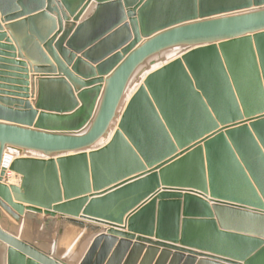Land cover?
Listing matches in <instances>:
<instances>
[{"label":"water","instance_id":"95a60500","mask_svg":"<svg viewBox=\"0 0 264 264\" xmlns=\"http://www.w3.org/2000/svg\"><path fill=\"white\" fill-rule=\"evenodd\" d=\"M0 50V264H264V0H0Z\"/></svg>","mask_w":264,"mask_h":264},{"label":"crops","instance_id":"0c3cea01","mask_svg":"<svg viewBox=\"0 0 264 264\" xmlns=\"http://www.w3.org/2000/svg\"><path fill=\"white\" fill-rule=\"evenodd\" d=\"M94 3V1H92L91 3H90V5H89V7H88V9L92 6V4ZM2 26L4 27L5 26V24H2ZM1 43H4V42H1ZM1 51V50H0ZM181 53H183V52H180L179 51V54L175 57V58H177V57H179V55L181 54ZM175 58H173V59H175ZM173 59H171V60H173ZM171 60H168V61H171ZM167 61V62H168ZM4 66V64H1L0 63V66ZM158 67H156L155 69H157ZM155 69H151V71H154ZM0 71H4V70H0ZM5 72V71H4ZM34 74L33 73H31V71H29V90H33L34 89ZM138 87V84H134L131 88H130V90L132 91H130V93L128 92V94H127V98H126V100H125V105H126V103L128 102V100L130 99V97L132 96V94L135 92V89ZM133 89V90H132ZM129 91V90H128ZM130 96V97H129ZM124 105V106H125ZM113 133V132H112ZM102 145V144H101ZM10 173V172H9ZM12 175H14L13 173H11ZM9 177V176H8ZM7 181V182H6ZM5 182L6 183H10V184H17V183H19V180H18V177L16 176V175H14V177H13V181L12 180H10V178H8V179H6V177H5ZM106 227V226H105ZM36 228V227H35ZM0 229L1 230H5V231H9L10 233H12L17 239H25L26 238V235L24 234V228L23 227H19V226H17L16 225V223H10L9 222V220H8V216H7V214L6 213H4L1 209H0ZM41 233V232H40ZM76 245H75V243L70 247L71 248V251L69 252V253H65V256H73V258H72V263H76L77 262V260H78V258H79V254H81L80 253V250L81 251H83V247L84 246H82L81 248H79L78 250H76V251H74L77 247H75ZM74 247H75V249H74ZM59 248V247H58ZM60 249V248H59ZM59 249H57L58 251H60ZM74 249V250H73ZM62 251V250H61ZM51 253L52 254H54L55 253V251H54V247L52 248V250H51ZM78 256V257H77Z\"/></svg>","mask_w":264,"mask_h":264},{"label":"bare ground","instance_id":"6f19581e","mask_svg":"<svg viewBox=\"0 0 264 264\" xmlns=\"http://www.w3.org/2000/svg\"><path fill=\"white\" fill-rule=\"evenodd\" d=\"M180 50H172V51H169V52H167L166 53V55H171V54H175V53H177V52H179ZM180 52H182V50L180 51ZM183 53H181L180 55H179V57L182 55ZM164 56H165V54H164ZM178 58V57H177ZM174 60V59H173ZM172 61V60H171ZM167 61H165V57H163V62L162 63H160V62H157V63H155V65L154 66H151L150 68H149V70H147L145 73H144V75L140 78V80H136V81H134L133 82V84H132V86L134 85V84H138V87L142 84V81L144 80V78L146 77V75L147 74H149L150 72H152L151 71V69H154V68H156L157 66H158V68L161 66V65H163L164 63H166ZM169 62V61H168ZM158 64H160V65H158ZM157 68V69H158ZM156 70V69H155ZM131 86V87H132ZM137 87V88H138ZM136 88V89H137ZM135 89V90H136ZM133 90V89H132ZM130 89H129V91H127V94H128V92L130 93ZM132 92V91H131ZM127 94H126V98H127ZM130 97V96H129ZM106 141L105 140H101V141H99L98 142V144H97V146L99 147V146H102L104 143H105ZM102 144V145H101ZM9 176V177H8ZM13 177H14V175H12L11 173H7V179L8 178H10V180H12L13 181ZM41 224H42V222H40ZM40 224V226H36V233L37 234H41L40 232H42V230H44L45 228H44V226L43 225H41ZM73 244H70L69 245V247L67 248V249H64V251H65V253H69L70 251H71V246H72ZM59 246H58V244L56 245V246H54V251H57V249H59L58 248ZM71 247V248H70Z\"/></svg>","mask_w":264,"mask_h":264},{"label":"rangeland","instance_id":"374dc122","mask_svg":"<svg viewBox=\"0 0 264 264\" xmlns=\"http://www.w3.org/2000/svg\"><path fill=\"white\" fill-rule=\"evenodd\" d=\"M179 54V52H177V53H175V54H171V55H166V53H165V61H168V60H171V59H173V58H175L177 55ZM158 65H160V64H158ZM158 67V66H157ZM155 69V68H154ZM70 243H71V240L70 239H68V238H65L62 242H60L59 244H58V246H59V248L60 249H67L69 246L68 245H70ZM75 247H77L76 249H75ZM74 247V251H76V250H78L79 248H81V246H79V245H77L76 244V246Z\"/></svg>","mask_w":264,"mask_h":264},{"label":"built area","instance_id":"2783aa9c","mask_svg":"<svg viewBox=\"0 0 264 264\" xmlns=\"http://www.w3.org/2000/svg\"><path fill=\"white\" fill-rule=\"evenodd\" d=\"M7 173H9V172H7ZM6 179H7V174H6Z\"/></svg>","mask_w":264,"mask_h":264}]
</instances>
